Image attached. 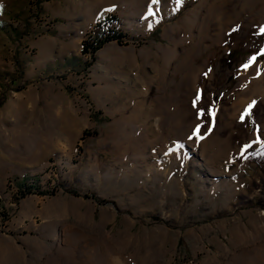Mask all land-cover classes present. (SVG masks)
Returning a JSON list of instances; mask_svg holds the SVG:
<instances>
[{
    "label": "rangeland",
    "instance_id": "1",
    "mask_svg": "<svg viewBox=\"0 0 264 264\" xmlns=\"http://www.w3.org/2000/svg\"><path fill=\"white\" fill-rule=\"evenodd\" d=\"M44 1L0 0V113L34 99L0 149L61 151L0 166V235L28 231L30 264H264V0H112L132 9L97 24L118 41L29 80Z\"/></svg>",
    "mask_w": 264,
    "mask_h": 264
},
{
    "label": "crops",
    "instance_id": "2",
    "mask_svg": "<svg viewBox=\"0 0 264 264\" xmlns=\"http://www.w3.org/2000/svg\"><path fill=\"white\" fill-rule=\"evenodd\" d=\"M118 6L113 5L112 0H45L42 2L41 11L55 19V24L48 34L26 41L30 47L34 48V51L32 55L24 53L19 58L23 62L24 75L29 80H41L47 75H59L65 70L79 66L82 60V39L86 33L87 36L94 35L96 25L109 19L108 17L131 16L129 11L132 9ZM137 13L132 15L134 19L137 18ZM113 42L110 40L104 43L97 53ZM20 102L26 106L25 109L23 110V106H20V109L8 113V117L5 118L0 113V122L14 115L13 112L16 115L23 111L29 113L28 116L31 118L33 110L29 106L34 105V99L29 101L23 99ZM31 121L32 118L28 122L31 123ZM58 151L61 149H0V166L7 167L8 173L18 176V179L38 175L50 159L58 155ZM28 215L44 217L41 211L32 212V214L23 211L18 216L16 225L23 226ZM37 227V231L41 232L42 226ZM25 232L17 233L24 239L21 247L12 237L0 235V264L33 263L32 256L29 261L26 259L25 250L28 249V237L30 236H27ZM36 247L39 249L40 243Z\"/></svg>",
    "mask_w": 264,
    "mask_h": 264
},
{
    "label": "trees",
    "instance_id": "3",
    "mask_svg": "<svg viewBox=\"0 0 264 264\" xmlns=\"http://www.w3.org/2000/svg\"><path fill=\"white\" fill-rule=\"evenodd\" d=\"M98 27V26H97ZM99 28V27H98ZM100 29V28H99ZM101 30V29H100ZM102 31L100 32L99 34V31L96 30L94 35L97 36V37H94V36H90L88 40H85L83 41V49H82V53H84L85 55H88V54H94V52H96L103 44V42L106 40L105 39H101L100 38V35H101ZM99 34V35H98ZM109 37H115V36H109ZM235 52V51H234ZM230 56H232V53L229 54ZM261 153H262V159L264 161V145L261 147ZM33 181H32V185H33ZM27 192L26 193H22V196L23 195H29L30 193H32L30 191L31 190H34L33 192H35L37 189H38V186L34 183V186H26L24 185ZM22 188V189H23Z\"/></svg>",
    "mask_w": 264,
    "mask_h": 264
},
{
    "label": "built area",
    "instance_id": "4",
    "mask_svg": "<svg viewBox=\"0 0 264 264\" xmlns=\"http://www.w3.org/2000/svg\"><path fill=\"white\" fill-rule=\"evenodd\" d=\"M51 26H52V23H50L49 25H47L48 29ZM86 36H87V33L84 35V38L83 39H85ZM108 40H117L118 41V39L116 37H109V34L107 35V38H106V40L103 43H105ZM82 46H83V41H82ZM10 185H12V182L10 183Z\"/></svg>",
    "mask_w": 264,
    "mask_h": 264
},
{
    "label": "bare ground",
    "instance_id": "5",
    "mask_svg": "<svg viewBox=\"0 0 264 264\" xmlns=\"http://www.w3.org/2000/svg\"><path fill=\"white\" fill-rule=\"evenodd\" d=\"M108 22H109V19H106ZM98 25H96V29H95V31L96 30H98L99 31V34H100V32H101V30L97 27ZM95 31H94V33H95ZM98 34V35H99ZM91 36H94V37H97V36H95V35H91ZM86 38V37H85ZM83 41H85V39L83 40ZM83 47V46H82ZM32 183H30V185H31Z\"/></svg>",
    "mask_w": 264,
    "mask_h": 264
},
{
    "label": "snow or ice",
    "instance_id": "6",
    "mask_svg": "<svg viewBox=\"0 0 264 264\" xmlns=\"http://www.w3.org/2000/svg\"><path fill=\"white\" fill-rule=\"evenodd\" d=\"M153 2L155 3L156 0H153ZM177 3H179V0H177ZM261 31L264 32V28H262Z\"/></svg>",
    "mask_w": 264,
    "mask_h": 264
}]
</instances>
